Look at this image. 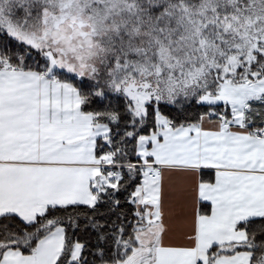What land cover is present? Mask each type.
<instances>
[{
    "label": "snow or ice",
    "instance_id": "6c2138e0",
    "mask_svg": "<svg viewBox=\"0 0 264 264\" xmlns=\"http://www.w3.org/2000/svg\"><path fill=\"white\" fill-rule=\"evenodd\" d=\"M0 264H264V0H0Z\"/></svg>",
    "mask_w": 264,
    "mask_h": 264
}]
</instances>
